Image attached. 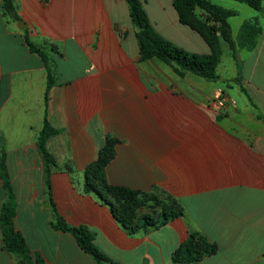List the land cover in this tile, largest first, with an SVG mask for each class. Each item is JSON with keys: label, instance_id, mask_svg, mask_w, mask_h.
I'll list each match as a JSON object with an SVG mask.
<instances>
[{"label": "crops", "instance_id": "crops-1", "mask_svg": "<svg viewBox=\"0 0 264 264\" xmlns=\"http://www.w3.org/2000/svg\"><path fill=\"white\" fill-rule=\"evenodd\" d=\"M14 2L23 28L3 14L0 0V160L7 171L5 177L0 169V214L13 192L15 228L32 256L43 264H98L71 233L54 228L62 216L94 233L111 259L103 264H179L173 253L192 232L218 244L196 264H264V0L261 10L250 6L249 20L261 32L252 49L239 48L240 82L225 41L222 57L228 49L234 68L221 60L213 82L180 76L156 57L142 60L126 0ZM142 2L164 37L211 52L180 22L173 0ZM26 35L54 61L47 102V70ZM218 93L226 101L216 108ZM45 117L57 130L46 142L56 161L50 190L37 143ZM108 140L110 184L172 196L185 214L129 234L110 206L85 190L86 168ZM0 264H24L6 250L1 222Z\"/></svg>", "mask_w": 264, "mask_h": 264}, {"label": "trees", "instance_id": "trees-1", "mask_svg": "<svg viewBox=\"0 0 264 264\" xmlns=\"http://www.w3.org/2000/svg\"><path fill=\"white\" fill-rule=\"evenodd\" d=\"M236 1L246 3L258 10L262 9V0ZM126 2L132 24L135 27V35L142 60L156 57L170 65L180 76L192 72L206 80L216 81L219 79L217 67L223 54L222 41H225L229 45L232 57L238 67V75L235 81H241L242 63L238 52L239 48L252 49L254 47L256 38L261 32V28L255 22L251 20L244 21L240 26L237 38L234 39L229 22V18L237 14L234 9L226 8L212 0H173L180 22L196 31L211 49V52L207 54L198 53L183 48L159 33L151 23L142 0H126ZM1 9L5 16H9L13 20L20 19L14 0H1ZM199 10L201 13L198 12ZM25 39L30 50L41 56L46 67L47 88L45 101L47 102L49 90L55 83L54 61L46 52L37 47L29 36L26 35ZM258 116L264 117V114ZM56 132L57 130L50 125L47 117H45L44 126L37 143L39 153L44 161L46 185L49 190L51 165L55 164L56 161L48 151L46 142ZM113 156V142L108 140L106 145L100 149L97 159L86 168L85 190L95 193L105 204L109 205L115 217L129 234L149 231L185 214L182 203L172 196H163L166 199L163 200L160 197L161 195L154 192L110 184L107 179L106 168ZM0 169L6 177L4 157L0 160ZM6 185L9 186L8 181ZM48 193L50 194V191ZM160 205L162 207L160 210L142 212V209L144 210L146 207L154 209ZM16 207L15 195L10 192L0 214L5 248L20 257L24 264H43L40 255L36 254L35 258L32 256L24 236L15 228ZM53 226L56 229L71 233L82 250L88 253L98 264L111 261L95 244L94 233L87 226L69 225L62 216H57ZM217 251L218 244L216 242L208 240L200 232H192L174 251L173 260L179 264H196L204 257L215 254Z\"/></svg>", "mask_w": 264, "mask_h": 264}, {"label": "rangeland", "instance_id": "rangeland-1", "mask_svg": "<svg viewBox=\"0 0 264 264\" xmlns=\"http://www.w3.org/2000/svg\"><path fill=\"white\" fill-rule=\"evenodd\" d=\"M212 1H214L215 3H218L220 5H223V6H226V7H230V8H236V9L239 10V15L230 18V23H231V26H232V29H233L234 36H236L237 33H239L242 20L243 21L249 20L250 19V15L254 12V9L251 8L248 4L243 3V2H239V1H236V0H212ZM221 60H222V63H221L220 66H225L228 69H230V71H233V68H234L233 64L236 61L234 62L233 58L229 54V50L228 49L225 51L224 56L221 58ZM219 68H222V67H219ZM218 72L222 73L221 70L218 71ZM211 82H213V81H211ZM221 85L226 90L230 91L229 84H226V83L223 82V83H221ZM160 197H161V199L166 200L165 197H163V196H160ZM161 208H162L161 205L157 206V208H154V209L153 208L150 209V208L146 207V208H144V210L142 209V212L143 211L152 212L155 209L160 210Z\"/></svg>", "mask_w": 264, "mask_h": 264}, {"label": "built area", "instance_id": "built-area-1", "mask_svg": "<svg viewBox=\"0 0 264 264\" xmlns=\"http://www.w3.org/2000/svg\"><path fill=\"white\" fill-rule=\"evenodd\" d=\"M226 101V96L223 93H218L214 96V104L216 108L224 106Z\"/></svg>", "mask_w": 264, "mask_h": 264}, {"label": "water", "instance_id": "water-1", "mask_svg": "<svg viewBox=\"0 0 264 264\" xmlns=\"http://www.w3.org/2000/svg\"><path fill=\"white\" fill-rule=\"evenodd\" d=\"M18 25H19L20 28H23V27L26 26V24L22 20L18 21Z\"/></svg>", "mask_w": 264, "mask_h": 264}]
</instances>
